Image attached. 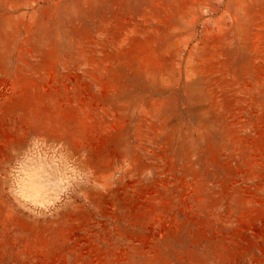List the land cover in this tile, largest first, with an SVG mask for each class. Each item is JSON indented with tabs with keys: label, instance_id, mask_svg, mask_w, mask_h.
I'll list each match as a JSON object with an SVG mask.
<instances>
[{
	"label": "rangeland",
	"instance_id": "rangeland-1",
	"mask_svg": "<svg viewBox=\"0 0 264 264\" xmlns=\"http://www.w3.org/2000/svg\"><path fill=\"white\" fill-rule=\"evenodd\" d=\"M0 264H264V0H0Z\"/></svg>",
	"mask_w": 264,
	"mask_h": 264
}]
</instances>
